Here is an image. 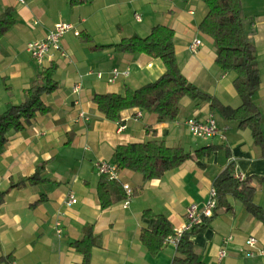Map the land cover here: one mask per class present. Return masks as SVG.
Returning <instances> with one entry per match:
<instances>
[{
    "label": "crops",
    "instance_id": "1",
    "mask_svg": "<svg viewBox=\"0 0 264 264\" xmlns=\"http://www.w3.org/2000/svg\"><path fill=\"white\" fill-rule=\"evenodd\" d=\"M240 3L255 48L260 86L253 100L264 127V0ZM5 7L12 8L15 24L1 41L0 114L8 104L24 102V91L43 69L55 67L58 88L42 96L51 112L37 114L22 130H10L0 150V192L4 193L0 264H80L82 254L73 243L90 228L95 237L91 264H171L177 246L164 240L162 249L153 254L141 242L140 234L152 230L156 214L164 215L172 229L181 225L186 208L208 200L214 180L229 162L234 164V175L253 178L252 201L264 209V180L257 179L264 176V156L250 128H241L237 121L213 112L209 102L190 97L181 99L174 120L163 122L140 108L124 110L117 120H111L93 100L97 93L124 94L126 89H137L164 74L160 58L116 48L123 38L145 37L153 26L164 24L174 31L175 55L185 78L219 103L240 106L242 100L234 87L237 73L219 68L214 39L199 30L208 12L203 0H91L76 6L69 0H0V12ZM60 22L73 24L80 35L67 32L61 40L66 55L53 52L40 67L31 58L27 44L44 39ZM82 37L90 38V42ZM194 39L201 41L195 53L189 48ZM114 68L128 69L129 74L109 82ZM77 84L81 86L78 94L73 92ZM138 109L142 116L135 117ZM81 111L87 119L79 117ZM208 116L214 117L225 139L220 135L201 138L200 143L189 139L185 120ZM121 125L125 126L122 130ZM152 139L192 154L208 149L152 180L120 169L117 183L129 184L133 194L124 206L116 184L111 183L113 201L102 207L96 162L103 159L115 163L113 153L118 145ZM30 176L36 179L30 182ZM69 195L76 202H68ZM227 203L229 210L216 206L207 225L191 234L198 261L264 264L260 256L245 255L248 237H255L257 247H264V222L235 196L229 194ZM144 211L151 216H143ZM56 222L60 223V234ZM221 249L225 255L219 258Z\"/></svg>",
    "mask_w": 264,
    "mask_h": 264
},
{
    "label": "trees",
    "instance_id": "2",
    "mask_svg": "<svg viewBox=\"0 0 264 264\" xmlns=\"http://www.w3.org/2000/svg\"><path fill=\"white\" fill-rule=\"evenodd\" d=\"M91 0H69L72 6L88 3ZM188 1V0H181ZM208 12L199 24V30L214 39L216 47L215 62L224 71H235L234 87L241 97L240 106L233 108L219 103L214 97L201 92L193 83L181 73L174 48V31L169 26L157 24L153 26L149 35H137L123 38L117 45L124 53H144L151 57L160 58L165 65V72L157 80L144 84L137 89H126L124 94L97 93L93 100L100 112L106 118L117 120L122 111L140 108L157 116L159 122L174 120L179 114L180 101L184 97L207 101L213 112H219L225 119L235 120L241 128H250L255 144L261 148L264 156V127L261 112L253 100L254 93L260 86V75L257 67L255 48L249 39L241 15L240 0H203ZM15 19L11 7H5L0 12V48L2 37L13 27ZM90 42V38L82 37ZM55 67L50 66L39 71L29 88L24 91L25 100L19 105L8 104L0 114V150L7 142L10 130L19 131L36 117L37 114L51 112V108L42 101L44 94H49L58 88L54 79ZM208 148H200L194 154L182 147H170L161 139L142 142H131L118 145L113 153L115 163L120 169L138 172L144 180L160 178L188 159L202 156ZM36 176H30L33 182ZM253 178L245 177L239 180L234 175V164L229 162L227 167L214 180L213 188L216 192L217 207L229 210L227 196L233 195L244 204L246 210L257 219L264 222V209L252 201L254 188ZM264 180V176L258 177ZM116 184L119 198L126 197L125 190L117 181H108L101 177L98 193L102 207L109 206L113 199L110 184ZM4 200V193L0 192V205ZM143 216H151L144 211ZM155 219L151 231L144 230L140 234L141 242L156 254L162 249L166 237L173 232L172 226L164 215H153ZM192 231L185 232L177 245V255L171 264H201L194 251L190 239L195 231L202 230L208 223ZM95 243L91 228L87 229L83 238L75 241L73 247L82 254L80 264H91L90 253Z\"/></svg>",
    "mask_w": 264,
    "mask_h": 264
},
{
    "label": "built area",
    "instance_id": "3",
    "mask_svg": "<svg viewBox=\"0 0 264 264\" xmlns=\"http://www.w3.org/2000/svg\"><path fill=\"white\" fill-rule=\"evenodd\" d=\"M136 18H139V16H136ZM70 31H72L76 36L80 35L79 30H77L73 24L64 22L56 23L54 25V28L47 34L44 39L35 40L28 43L27 50L30 53L33 61L40 67H43L45 60L47 58H50L53 52H58L60 55L65 56L66 52L61 45V40L63 36ZM200 43L201 41L199 39H194L190 44V51L195 53ZM120 74L127 75L129 74V70L125 69L123 71H120L117 68L112 69L108 81H114ZM97 76L101 78L102 73L98 72ZM80 90V84H77L73 87V92L76 94H78ZM134 116H142L141 110H136L134 112ZM79 117L82 119H87L83 111L79 113ZM184 124L188 128L189 132L195 137L212 138L220 135V137L225 139V135L220 132V129L213 116H208L204 119L190 117L185 120ZM124 128L125 126L121 125L119 129L122 130ZM96 170L99 176L106 178L108 181L118 180L120 168L116 163H111L106 160L100 159L96 162ZM235 177L239 180L244 179V177L238 174L235 175ZM122 186L125 190L126 197L124 198V206H126L133 194V191L129 184H123ZM68 202H76V199L73 197V195H69ZM216 206V192L214 189H211L208 200L205 201L201 206L193 203L186 208L185 221L181 225L173 228V232L166 237L165 242L177 246L185 232L192 231L193 229L200 227L204 224L205 219H210L213 216ZM56 226V231L58 234H60V223L56 222ZM245 244L248 248L245 252V255L247 257H253L257 255L264 258V247H257V239L255 237H248L245 241ZM224 255L225 251L221 249L218 254L219 258L223 257Z\"/></svg>",
    "mask_w": 264,
    "mask_h": 264
},
{
    "label": "rangeland",
    "instance_id": "4",
    "mask_svg": "<svg viewBox=\"0 0 264 264\" xmlns=\"http://www.w3.org/2000/svg\"><path fill=\"white\" fill-rule=\"evenodd\" d=\"M217 119H219V116H217ZM189 139H191L192 141H195L197 143H200L203 141L201 138L193 137L191 134L189 135Z\"/></svg>",
    "mask_w": 264,
    "mask_h": 264
}]
</instances>
